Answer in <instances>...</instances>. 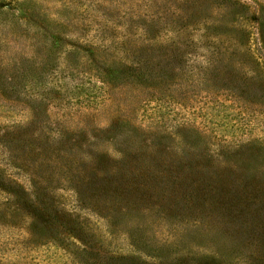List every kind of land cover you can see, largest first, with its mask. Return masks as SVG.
<instances>
[{"label": "rangeland", "instance_id": "374dc122", "mask_svg": "<svg viewBox=\"0 0 264 264\" xmlns=\"http://www.w3.org/2000/svg\"><path fill=\"white\" fill-rule=\"evenodd\" d=\"M0 264H264V0H0Z\"/></svg>", "mask_w": 264, "mask_h": 264}]
</instances>
